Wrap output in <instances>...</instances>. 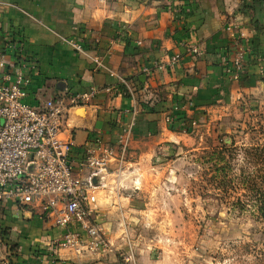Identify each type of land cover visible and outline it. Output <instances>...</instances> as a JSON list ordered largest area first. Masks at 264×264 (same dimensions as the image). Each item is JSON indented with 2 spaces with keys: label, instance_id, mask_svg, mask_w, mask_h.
I'll use <instances>...</instances> for the list:
<instances>
[{
  "label": "crops",
  "instance_id": "obj_1",
  "mask_svg": "<svg viewBox=\"0 0 264 264\" xmlns=\"http://www.w3.org/2000/svg\"><path fill=\"white\" fill-rule=\"evenodd\" d=\"M230 22L235 33L227 30ZM243 46L250 51L234 79L226 67ZM176 53L183 58L170 66ZM2 57L0 76L13 77L21 67L30 76L25 99L33 105L93 92L71 112L62 135L72 141L74 158L97 139L117 146L124 129L133 128L124 169L113 162L98 188L100 220L138 193L147 180L143 170L174 162L207 115L264 92V0H0ZM105 224L111 241L114 222ZM65 232L37 210L0 202V236L11 264H128L113 247L82 256L60 249Z\"/></svg>",
  "mask_w": 264,
  "mask_h": 264
},
{
  "label": "rangeland",
  "instance_id": "obj_2",
  "mask_svg": "<svg viewBox=\"0 0 264 264\" xmlns=\"http://www.w3.org/2000/svg\"><path fill=\"white\" fill-rule=\"evenodd\" d=\"M174 160L143 170L138 193L99 220L108 237L105 223L114 222L120 260L129 252L128 264H264L256 200L264 190V92L207 115Z\"/></svg>",
  "mask_w": 264,
  "mask_h": 264
},
{
  "label": "built area",
  "instance_id": "obj_3",
  "mask_svg": "<svg viewBox=\"0 0 264 264\" xmlns=\"http://www.w3.org/2000/svg\"><path fill=\"white\" fill-rule=\"evenodd\" d=\"M236 28L234 22L227 26L231 33ZM64 40L76 51L88 54L76 40ZM191 51L200 54L198 47L193 46ZM249 51L250 48L241 47L226 67L234 79L242 75L245 54ZM182 58L180 53L172 55L170 66ZM94 60L98 62L97 58ZM5 66L2 57L0 69ZM30 82L22 67L13 77L5 72L0 76V202L13 201L18 208L37 210L43 218L66 228L58 241L60 249L73 251L78 256L109 251L112 244L99 222L95 206L97 192L113 162L120 165V171L124 169L133 128L124 129L117 146L97 139V144L91 145L78 160L72 156V141L62 135L71 109L85 105L93 92H65L33 105L25 99ZM123 260L130 263L133 255L129 253ZM0 264H11L10 246L1 236Z\"/></svg>",
  "mask_w": 264,
  "mask_h": 264
},
{
  "label": "trees",
  "instance_id": "obj_4",
  "mask_svg": "<svg viewBox=\"0 0 264 264\" xmlns=\"http://www.w3.org/2000/svg\"><path fill=\"white\" fill-rule=\"evenodd\" d=\"M261 191L262 193H259L256 199L259 204V212L257 214V218L260 221L264 222V190H261ZM258 257L260 258V260H264V252L262 251L260 255H258Z\"/></svg>",
  "mask_w": 264,
  "mask_h": 264
},
{
  "label": "water",
  "instance_id": "obj_5",
  "mask_svg": "<svg viewBox=\"0 0 264 264\" xmlns=\"http://www.w3.org/2000/svg\"><path fill=\"white\" fill-rule=\"evenodd\" d=\"M75 108H76V107H75ZM75 108H72V109H71L70 114H71V112H72Z\"/></svg>",
  "mask_w": 264,
  "mask_h": 264
}]
</instances>
